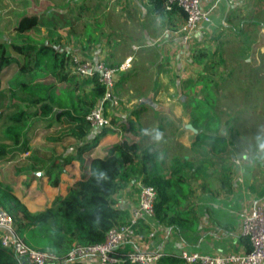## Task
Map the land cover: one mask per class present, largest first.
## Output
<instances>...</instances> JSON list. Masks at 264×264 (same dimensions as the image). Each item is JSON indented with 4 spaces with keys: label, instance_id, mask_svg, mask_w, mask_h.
Returning a JSON list of instances; mask_svg holds the SVG:
<instances>
[{
    "label": "trees",
    "instance_id": "trees-1",
    "mask_svg": "<svg viewBox=\"0 0 264 264\" xmlns=\"http://www.w3.org/2000/svg\"><path fill=\"white\" fill-rule=\"evenodd\" d=\"M146 2L150 12L166 27L173 17L183 20L186 17L179 7L166 9L167 0ZM41 28L38 14L22 15L13 26L14 38L9 42L0 41V74L11 64L18 66L4 92L0 91V164L11 161L14 151L21 153L29 149L25 134L34 119L56 117L63 118L67 124L61 135H70L80 142L74 154L67 158L68 162L75 160L80 167L85 165L86 170L64 196H56L34 213L27 211L10 186L0 182V207L12 217L24 242L33 249L51 253L56 259L54 264L63 263L73 246L92 247L103 243L111 229L127 221L128 216L117 206V195L134 181L154 189V220L175 233L187 234L196 228L198 220L192 206L196 188L202 190V182L218 175L221 189H230V167L219 158L233 145L227 130L224 135L220 134L228 125L222 127L225 120L216 107L196 101L190 103V123L196 133L188 149L168 143L158 151L154 145L122 140L108 147L101 158L85 160L84 156L92 152L99 139L111 131L103 129L91 137L85 120L104 89L97 75L79 79L70 74L67 65L71 51L60 43V36L41 35ZM11 52L26 58V66H21ZM206 57V53H201L198 59ZM138 112L132 110L128 117L135 118ZM128 122L137 121L129 118ZM157 133H163L161 125ZM185 150L187 153H182ZM61 156L56 159H62ZM61 173L55 162L46 167L45 175L51 187L58 186ZM240 239L248 251V240ZM131 250L125 244L114 249L111 255L123 259L119 264H131L125 260ZM0 264L28 263L0 243ZM158 264L186 263L165 253Z\"/></svg>",
    "mask_w": 264,
    "mask_h": 264
},
{
    "label": "rangeland",
    "instance_id": "rangeland-1",
    "mask_svg": "<svg viewBox=\"0 0 264 264\" xmlns=\"http://www.w3.org/2000/svg\"><path fill=\"white\" fill-rule=\"evenodd\" d=\"M138 1L89 0L80 3V1L73 0H0V38L9 39V33L17 19L22 15L35 13L41 19V35H52L54 38L61 36L60 43L62 40L63 44H67L66 41L69 44H75L74 48H69L71 55L77 54V57L92 61L98 59V55L101 59L102 55L105 57L111 51L116 54L110 60L103 61L108 66L115 65L121 62L127 53H130V44L137 41L143 34L147 33L149 38L158 35L157 33L154 35V32L148 33V27L152 25L150 16L143 14V10L138 6ZM78 6H83L84 10L77 9ZM59 8H63L64 18H60L57 14ZM77 13L83 16H77ZM253 19L262 23L264 8L260 9ZM251 20L246 18L242 28L243 33L235 31V28H225L221 32L219 30L207 31L205 27L201 29L197 27L190 34L189 42L185 44L187 45L186 49L179 40L180 33L178 31L181 25L172 27L169 32L173 34L171 44L174 52H171L172 48H170L171 54L163 56L169 64L168 80L174 89L172 105L179 109L178 113L176 111L173 113L172 108H168L165 99L149 96L148 92L150 91L142 92L143 95L140 91H133L135 89L133 86L138 85L139 81L144 84L147 79L149 81L152 79L151 75L147 76L142 72L138 75V81L135 84L134 82L130 84L131 88L129 87L130 89L126 93L119 94V104L110 111L112 124L118 126L119 123H122L125 127L124 133L120 128L121 125L118 126V129L116 128L118 134L122 133V140L138 141L142 145H154L158 151H162L168 146V143H171L172 147L178 145V147L188 149L193 141L189 143L188 147H185L180 143L183 141L179 140L180 136L184 133L183 136L191 135L192 137L194 133L183 127L179 130L178 123L182 118H188L190 123L189 113L192 107L190 103L196 101L207 104V107H216L217 112L222 115L223 121L225 120L222 127L228 125L226 129H221L223 133L220 132V134L224 135L225 131H228L232 148L237 155L234 157L233 151L229 150L228 156L232 155L234 159H239L241 156L264 155V103L263 95L260 93L261 88L264 91V34L261 33V27L257 28L246 24ZM60 31H64V34H61ZM151 48L148 47L143 53L139 52L140 54L136 55L137 61H149L151 65L160 61L159 54ZM118 50L119 53H117ZM128 50L129 52H127ZM201 53L207 55L203 60L198 59ZM130 66L131 63L129 71ZM237 71L243 77L250 76L251 81L249 80L247 83L243 77L237 82L233 81L232 77H237L234 75ZM197 82L199 83L195 84ZM2 85L5 86V84ZM243 86L247 87L244 104L241 108L232 110L231 108L234 102H237V96L240 94L237 91ZM148 87H151V83L149 85L145 83L144 88ZM190 90L191 92H189ZM86 91V93L89 92L87 89ZM217 91L220 95L216 93ZM119 92L121 91L119 90ZM114 93L116 95L115 90ZM137 95L138 97H136ZM135 99H138L139 103H133ZM260 102L261 105L258 106ZM132 110L139 111L135 117L137 122L133 123L138 128L135 126L130 129L128 114ZM120 114L125 117L118 119ZM233 117H236L235 122H233ZM159 125L163 129V133H157ZM189 125L191 126V123ZM56 131L53 133L54 135L59 133ZM182 153H187V151ZM14 156L18 157L16 153ZM7 164H0V167L7 166L9 168L12 165ZM131 183L133 185L125 191L127 196L125 202L128 203L130 201L134 203L139 193L140 183L138 181Z\"/></svg>",
    "mask_w": 264,
    "mask_h": 264
},
{
    "label": "crops",
    "instance_id": "crops-1",
    "mask_svg": "<svg viewBox=\"0 0 264 264\" xmlns=\"http://www.w3.org/2000/svg\"><path fill=\"white\" fill-rule=\"evenodd\" d=\"M73 1H80V3H82L89 0ZM260 1L203 0L201 7L209 8L214 5L215 10H213V13H211V22L199 25L198 27L200 29L205 27L207 31L219 30L221 32L225 28H235V31L238 30L239 32L243 33L244 31L242 28L247 18L248 20H252L246 22V24L253 27L256 26L257 28L261 27V33L264 34V21L259 23L253 19L260 9L264 8V0L261 1V4ZM138 6L143 10V14L150 16L149 18L152 25H149L148 33L151 34L154 32V35L156 33L158 35L153 38H149L147 33L143 34V36L137 41H134L130 44L129 47L131 48V51L130 53H127L129 52V49L126 52L127 54L121 62L117 64L114 63L115 65H109L116 66L122 63L125 59L131 58L130 71L127 69L128 72L126 70L125 72L119 73L116 78V95L119 98L120 93H126V91L131 88L130 84H133V82L135 84V82L138 81V75L144 72L147 76L151 75V81L147 79L144 81V84L140 83L139 81L138 85L133 86L135 88L133 91H140L142 95V92L150 91L148 92L149 96L165 99V104L168 105V108L171 107L173 113H175V111L178 113L179 109L172 105L174 89L169 84V64H167V59H164L163 55H170L172 51L174 52V48H172L171 44L173 34L169 31L173 26L178 27L179 25H182L184 20L173 17L170 23L167 21L168 26L166 27L160 22L157 16L150 12L146 0H139ZM59 9L57 14L60 18H64L63 8ZM77 9H81L83 11L84 7L78 6ZM77 16L82 17L83 15H79L77 13ZM12 29L9 33V39L0 38V41L6 42V40L10 41L13 39L14 33ZM60 32L61 34H64V31ZM66 43L69 44L67 41ZM61 44L63 45L62 40ZM67 44L64 45L70 49L74 48L75 46V44ZM118 46L119 44L117 47ZM148 47H152L151 49L155 50V52H157L160 56V61H157L153 65H151L149 61H137L136 55L143 53V51ZM170 48H172L171 52L169 51ZM117 53H119V50ZM11 54L21 66H26V58L14 52H11ZM115 54L109 51L105 57L102 55L101 59L98 55V59L102 61L110 60V58ZM244 65L246 66L247 64ZM17 70L18 66L16 64H11L2 70L0 74V91L4 92L3 90L7 86V83L13 78ZM234 75H237V77H232V80L235 82L239 81L243 77L239 71H237ZM243 79H246L245 81L249 83L250 76L246 78L245 75ZM46 81L49 82L52 80L47 79ZM145 83L147 85L151 83V87L144 88ZM2 84H5V86ZM119 90L121 92H119ZM246 90L247 87L244 86L239 88L237 92H240V94L237 96V102H234L233 107L231 108L232 110H235L236 108L239 109L243 106ZM237 92H235L236 95ZM216 93L218 94V91ZM260 93L263 95L264 103V91L262 88ZM136 97H138V95ZM133 103H139V100L135 99ZM260 105L261 102L258 106ZM120 115H118V119H123V117H125L122 114ZM130 119H132L134 122L136 121L134 116H130ZM235 121L236 117H233V122ZM119 124L121 125L120 128L122 132L125 131L124 125L122 126V123ZM178 124L180 127L179 130L181 127L186 130L189 129L188 126L190 123L188 118H182ZM66 125L67 124L63 118L58 120L56 117L47 119H34L30 123L25 134L29 149L26 152L21 153L14 151L18 157L15 156L11 161H6V164L10 163L12 165H10L9 168L7 166L0 167V182L12 188L14 195L20 200V202L30 213L41 211L56 196H64L67 193L68 188L77 182L81 173H84L86 170L85 165L80 167L79 162L75 160L68 162L67 160L70 155L74 154L75 149L80 145V142L70 135H61V131L64 127H66ZM118 126L116 127L117 129ZM131 127L138 128L137 125L134 124H131ZM57 129L58 131H56ZM55 131L59 133L54 135L53 133H55ZM47 133H50V135H47ZM134 134L136 133L134 132ZM183 134L184 133H182V136H180L179 140H183L180 143L181 145L188 147L189 143L193 141L194 136H183ZM131 135L133 134L131 133ZM50 139L58 140L51 141ZM86 141L87 140L84 139V143ZM120 141H122V133L118 134L116 130H108L106 134L99 139L97 146L92 150V152L88 156H84V159L88 160L92 158H101L105 154V151L108 147L115 145ZM229 150L233 151L234 157L237 156L234 153L233 148ZM14 153H12V155ZM22 153L24 155H20ZM228 154L226 153L222 155L219 158V161H226L230 167L229 191H224L221 189L219 176L214 175L209 180L202 182V190L197 187L194 192V202L192 206L198 220V226L196 228H193V230L189 231L187 234L184 232L175 233L162 223H159L156 220H149L145 223L139 224L133 242L131 243L129 241L126 244H129L132 248L133 246L137 247L141 251H163L169 255H177L182 249H186L189 252L210 254L227 253L237 250L244 252L247 251L239 236L240 217L243 213H247L255 204H264V155H259L256 157L241 156L239 159H237L239 164H235L233 162L234 157L232 155L228 156ZM58 156H61L62 159L57 160L56 157ZM52 162L56 163L57 168L62 169L57 187H51L48 184V179L45 175L46 167L51 166ZM2 164L4 163H1V165ZM132 185L133 184L130 182L126 188L121 190L117 195V205L122 211L126 213V218L128 216L129 209L136 205L138 198L137 194L134 203H132V201L129 203L125 202L127 199L125 191H127L129 186ZM128 198H130V195H128ZM91 260L92 259H90V261L84 262L83 264H94V261Z\"/></svg>",
    "mask_w": 264,
    "mask_h": 264
},
{
    "label": "built area",
    "instance_id": "built-area-1",
    "mask_svg": "<svg viewBox=\"0 0 264 264\" xmlns=\"http://www.w3.org/2000/svg\"><path fill=\"white\" fill-rule=\"evenodd\" d=\"M203 0H167L166 9L172 6L179 7L186 15L180 29V43L187 48L190 34L202 24L211 20L214 7H201ZM190 44V43H189ZM188 44V45H189ZM131 58H127L116 66H108L100 60H88L70 55L67 70L70 74L81 79L91 78L97 75L98 82L102 85L104 93L96 102L85 120L90 127V136H94L103 129L116 130L112 124L110 111L119 104V98L115 95V83L119 73L125 72L130 65ZM239 164L237 159L233 161ZM155 192L152 187L139 186L137 203L128 211V219L125 223L111 229L103 243L92 247L73 246L68 252L65 261L61 264H83L94 261V264H119L122 258L113 257L114 249L122 248L127 242H133L135 233L140 223L154 220ZM118 206V205H117ZM119 207V206H118ZM120 208V207H119ZM239 236L248 240V251H230L227 253H199L189 252L186 249L179 251L176 257L186 264H264V204H255L247 213L240 217ZM0 243L19 259L28 264H54L55 257L46 251H40L28 246L18 234L12 217L0 207ZM163 251L146 252L137 247L126 255V261L131 264H158L164 255Z\"/></svg>",
    "mask_w": 264,
    "mask_h": 264
},
{
    "label": "water",
    "instance_id": "water-1",
    "mask_svg": "<svg viewBox=\"0 0 264 264\" xmlns=\"http://www.w3.org/2000/svg\"><path fill=\"white\" fill-rule=\"evenodd\" d=\"M188 128L195 134L196 133V130L192 127V126H188ZM40 174V173H39Z\"/></svg>",
    "mask_w": 264,
    "mask_h": 264
}]
</instances>
